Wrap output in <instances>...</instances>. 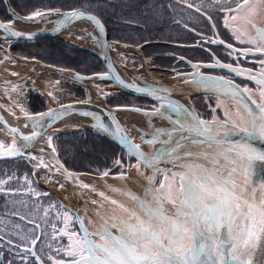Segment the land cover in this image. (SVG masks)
Returning <instances> with one entry per match:
<instances>
[{
	"label": "snow or ice",
	"instance_id": "obj_1",
	"mask_svg": "<svg viewBox=\"0 0 264 264\" xmlns=\"http://www.w3.org/2000/svg\"><path fill=\"white\" fill-rule=\"evenodd\" d=\"M0 2L7 3V0ZM214 2L219 4L221 0ZM243 2L248 3V0ZM188 7L192 5L189 4ZM196 11L201 10L197 8ZM48 14L63 17L56 21V31L79 19L91 22L98 33V35L90 34L91 39L102 50L108 47L104 39V24L95 15L80 10L61 13L58 8L49 9ZM11 15L15 20L35 21L38 18H45L46 13L38 10L25 17L18 16L15 12ZM204 15L207 16L206 13ZM207 19L215 32L216 25L212 23V17L207 16ZM227 27L225 22V28ZM252 27L254 36L242 38L243 34L236 36L233 33V38L241 44L247 43L255 47L238 50L232 44H226L223 39H219L218 34L215 39L210 37H202V39L208 44L225 46L226 49L231 50L229 55L238 51L244 57L254 56L257 53L264 56V27L255 25ZM0 30H3L5 39L26 35L22 31L14 30L11 22L8 24L0 22ZM27 38L31 39L32 34H27ZM212 55L214 63L189 61L194 71L188 74L177 73V76L197 89L211 90L214 95H223L229 99L238 106L237 120L226 118L221 121L214 116L213 121H205L194 107H187L172 99L173 92L179 89L164 86L160 82L152 84L125 82L111 61L107 64V71L100 74V79H114L123 88L146 95L156 102L151 110L140 107L124 109L142 113L149 118L151 131L141 134V143L132 141L125 128L112 115V109L107 110L111 127L96 112L80 113L82 116L91 117L94 128L118 141L127 150L129 157H134L137 161L135 165L129 163L128 169L135 167L137 174L143 179L142 194H137L127 187L117 188L106 185L110 191L123 195L130 202V206L106 195L94 185L83 182L64 168L59 161L55 169L49 164H44L42 157L39 163L34 165V167L47 168L49 172H59L66 181L80 189L95 193L100 198L90 200L92 205L97 206L96 208L90 207L87 201L79 210L55 201L43 208V218L53 230V239L56 235L68 239V246L63 248L64 255L71 257L67 264H254V257L258 253L264 254V197L256 203L254 196L245 195L248 187V171L255 170L257 160L264 161V150L257 149L250 143L257 139L264 142V59L259 60L262 71L257 77L252 69L221 63L214 54ZM2 62L3 60H0V63ZM202 67L228 69L237 76L247 73L248 79L260 90L261 101L257 103L253 100L247 95L252 89L241 88L233 79L204 75L200 71ZM12 74L17 75V73ZM75 79L81 80L83 77L77 74ZM12 87L15 90L16 86ZM48 94L53 95L51 92ZM21 111L24 112L26 119L31 121L32 131L30 134L20 133L17 137L15 134L19 133V129L11 127L10 131L14 134L12 142L6 145L0 141V157L9 155L23 158L24 150L31 148L38 138H43L44 132L41 129L51 128L54 122L70 114L72 106L64 108L63 111L49 109L47 113H39L35 117L29 115L23 108ZM212 111L215 113L216 110L212 109ZM152 117L166 119L172 127L154 128L151 124ZM0 123L7 125L2 115H0ZM24 127L27 128L28 123H25ZM147 136L151 138H146ZM53 139V136H47L49 147H52ZM142 144L149 150L144 151ZM52 151L55 152L54 147ZM29 158L37 159L31 154ZM229 163L233 165L231 168L227 167ZM114 164L121 165V161L117 159ZM141 165L149 170L147 174L141 170ZM161 165H171V167L166 168ZM161 173L164 174V178L157 184V176ZM109 174L110 170H107L99 175L106 177ZM237 174L244 177L242 181H237ZM118 178L126 181L129 179L128 172L121 171ZM20 179L15 174L0 179V192L14 196L23 193L36 198L50 195L38 191L33 186L34 181L27 175L22 178L23 184L20 187L10 186L13 180L20 183ZM52 179V176L46 177L48 181ZM176 180L179 182L178 186L174 185ZM56 183L60 188L64 187L59 181ZM261 186L264 187V181L261 182ZM80 196L83 198L82 193ZM104 202L115 206L110 213L100 211L104 208ZM11 203L15 205L17 202L11 201ZM20 203L23 207H28L26 200H21ZM117 209L123 215L117 214ZM83 213H91L95 217L94 231L88 227L93 221L89 219L86 224ZM12 214L19 213L14 211ZM19 218L22 221L28 219L23 215ZM55 221L63 224V228L59 231ZM33 222L28 219V223ZM70 225L73 228L78 225V229L70 230ZM12 227L21 229L20 224H14ZM35 228L39 229L40 225L36 224ZM8 235L9 237L16 235L20 241H26L31 245H35L40 239L39 236L32 238L30 233H25L22 229L19 232L10 230ZM0 241H3L0 243V249L7 247L9 252L15 253L21 264H29V255L35 257L37 264H44L41 257L32 247H28L27 243L21 245L11 238L5 241L3 235H0ZM3 257L4 252L0 251V264H3ZM47 258L53 261V264H66L65 260H57L52 255H48ZM8 264H12V261H8Z\"/></svg>",
	"mask_w": 264,
	"mask_h": 264
},
{
	"label": "trees",
	"instance_id": "obj_2",
	"mask_svg": "<svg viewBox=\"0 0 264 264\" xmlns=\"http://www.w3.org/2000/svg\"><path fill=\"white\" fill-rule=\"evenodd\" d=\"M202 1L204 0H188L187 2L184 0H8V3L21 17L31 15L38 10L47 12L49 9L57 8L60 11L77 9L90 11L104 24L111 42L139 48L142 56L151 61L150 66L155 74L164 73L170 77L186 72L189 61L203 64L215 62L212 54L221 63L235 66V62L228 58L230 50L222 45L208 44L202 37L215 39L218 34V38L223 39L226 44H232L237 49L244 48L237 44L222 26L223 14L216 17L212 14V10L203 6ZM206 1L214 2V0ZM189 4L195 10L200 8L203 15L206 13L207 16L212 17V23L216 25L215 32L207 16L202 17L192 12L185 6ZM0 20L3 22L10 20L2 2H0ZM0 45L7 47L12 56L79 74L85 78L103 74V69L95 57L87 52L71 49L58 40L41 39L14 43L0 41ZM181 57L184 59L182 60ZM240 61L237 57V63ZM241 62L242 66L250 67V64L243 60ZM214 71L224 76L228 75L219 70ZM65 88L67 93L74 94L80 100L83 99L82 92L78 88L67 86ZM105 102L109 107L148 109L151 105L145 100L120 93L106 98ZM24 106L29 114H36L47 109L43 98L32 92L26 94ZM52 147L55 148L54 153L64 168L73 173L98 175L107 170L114 172L118 170V165L116 166L114 162L117 159L123 162L122 153L117 147L89 133L57 135L52 141ZM30 172L29 166L23 159L0 162V179L13 174L21 178L20 183L15 180L11 182L12 188L20 187L25 175L32 179ZM33 186L40 192H46L35 182ZM21 200L28 202L27 208L21 205ZM11 201L17 203L13 205ZM53 201L57 202L51 195L36 198L23 193L20 196H14L0 192V221H2L0 229L3 230L0 231V235L4 236L5 241L11 238L16 243H19L17 236L9 237L8 235L10 230L19 232L22 229L23 232L30 233L32 238L39 236L40 239L33 245V250L41 257L44 264H50L45 258V253L59 260L63 259L62 251L66 248L63 238L50 237L52 228L43 218V208ZM31 208L36 209L33 212ZM14 211H18L19 214L13 215ZM20 215L34 222L28 223V219L22 221L19 218ZM55 222L61 227V222ZM14 224H20L21 229H14L12 227ZM36 224L40 225L39 229L35 228ZM74 230H76L75 226ZM27 246L30 247L31 244L28 243ZM0 251L4 252L3 264H8L10 260L12 264H21L15 253L9 252L7 247ZM29 264H36L30 256Z\"/></svg>",
	"mask_w": 264,
	"mask_h": 264
},
{
	"label": "water",
	"instance_id": "obj_3",
	"mask_svg": "<svg viewBox=\"0 0 264 264\" xmlns=\"http://www.w3.org/2000/svg\"><path fill=\"white\" fill-rule=\"evenodd\" d=\"M2 4H3L5 11L8 15V18L10 19L9 22L14 21L15 19L11 15V13L14 11L10 7L8 0H7V3L2 2ZM77 10L85 11V12H88V13L95 15L94 13L87 11V10H82V9H77ZM60 12L66 13V12H70V11H60ZM45 13H46L45 16L55 17L56 21L63 18L61 15L48 14V11ZM15 21H20V20H15ZM56 21H55V26L50 30H42V31L28 33V34H32L31 39L27 38V34L24 37H20V38L11 37V38L5 39L4 38L5 34H4L3 30H0V41H11L13 43L14 42H28V41L41 40V39H52V40L62 41L61 39L56 38V35L60 34L71 23L68 24L66 27L61 28L59 31H56V28H57ZM0 22H3V21L0 20ZM9 22H3V23L8 24ZM20 22L26 23V22H33V21H20ZM104 39L106 40L107 44L109 45L110 41H109L106 29H105ZM66 45L70 48H73L76 50H81V51L89 53L91 56L95 57L99 61V63L101 64V67L103 69V73H105L107 71V64L110 61L109 60V52H108L109 48L108 47L106 49L102 50L100 47L94 49V47L90 48L88 46H69L68 44H66ZM93 45H94V43H93ZM102 53H104V54H102ZM105 54H106V56H105ZM32 62H34V61H32ZM34 63H36L39 66L44 67L50 71H53L56 75H59L62 78L66 79L68 81H71V82H75V83L80 84L83 80H86V78L83 76H81V77H83V79L77 80V79H75L77 74L66 72V71L59 69V68H53V67L45 66V65H43L41 63H37V62H34ZM220 69L223 71L229 72L228 69H224V68H220ZM193 71L194 70L192 69L189 73H192ZM200 71L203 72L204 75H207V76H224L223 74H220V73H218V72H216L210 68H203L202 67L200 69ZM145 72H146L147 78L150 79L151 82L146 81V80H144L138 76H135V75L133 76V79L140 84H142L143 82H147L149 84H152V80H153L152 75L149 73V71L147 69L145 70ZM224 77H226V76H224ZM97 80L98 81H104L106 83L111 84V86L117 92L124 94L126 96L138 98V99H143V100L149 101L152 104L156 103L155 101L152 100V98H150L146 95L138 94V93L133 92L131 89L123 88L114 79H111V78L100 79L99 76H97ZM157 82H159V81H157ZM160 83L162 85L170 87V88L175 85L172 83V80H167L166 82H160ZM176 85H177L176 88H174V87H172V88L173 89H179V90L173 92L172 99L179 101L180 103H182L183 105H185L187 107H194L196 112L199 113L201 119H203L205 121H213L214 116L221 121L226 119V118H230L232 120L238 119L237 115H236V112L238 110V106L234 105L229 99H227L223 95H214L211 90L197 89V88L193 87L190 83H186L183 79L179 83H176ZM241 88H243V87H241ZM247 95L251 96V98L253 100H256L257 103H259L261 101V99L259 97L252 94L251 92L247 93ZM68 106H72L71 113H73V112L81 113L83 111L96 112L103 117L105 123L108 124L110 127L112 125H111V121L108 117L107 110L117 109V108L102 107V106H99V105L91 103V102L84 103L83 101H74V102L64 103V104H61V105H58L55 107H50V108H48L42 112H39V113H47L49 111V109H60L61 111H63L64 108H67ZM120 109L124 110L125 108H120ZM212 109L216 110L215 113H213ZM132 112L127 111L118 121L125 128L127 135H129V137L132 139V141L134 143H141V140H140L141 134L142 133L147 134L151 131V129L149 128V118L146 117L145 115H143L142 113H137V112L132 113ZM39 113L29 114V115L35 117ZM21 117L23 118L24 123H28V131L25 134H30L32 131L31 121H28L24 115H21ZM86 118H88L90 120V122L92 124H94V121L91 117H86ZM151 124L153 125L154 128L170 129L172 127V125L170 124V122L168 120L161 119V118H159V119L151 118ZM0 126H2V128L8 132L9 137H10V142L8 144H10L12 142V139L14 136V134L11 133V131H10V128L12 126L5 125L3 123H0ZM46 129H48V128L41 129V131L44 132ZM81 132H85V133H89L91 135L97 136V137L107 141L108 143L116 146L119 150H121L124 171L128 172L129 179H127L125 181V180H121V179L117 178L115 181H113L109 185H111L112 187H117V188L127 187L128 189H130L131 191H133L137 194H142L141 185L144 184L143 179L137 174L135 167L131 168L130 170L128 169L129 163L135 165L137 163V161L135 160L134 157H129V155L127 154V150L124 148V146L119 144L118 141L113 140L110 135L105 134L103 131L98 130L94 127H92V129L90 131H76V132H71V133H66V134H74V133H81ZM19 134H20V132L16 133L15 135L18 137ZM57 135H59V134H57ZM146 138H151V137L147 136ZM162 138L166 139V137H162ZM234 139H238V137H234ZM250 143L255 148L260 149V150H264V142L260 141L259 139L250 141ZM156 147H159V145H156ZM142 148L144 151L149 150L148 147L146 145H143V144H142ZM24 151H25V156L33 153L32 148H27ZM53 156H54V159L56 160V163H57V161H59V160L56 158V156L54 154H53ZM24 157L21 158V157H16V156L4 155L3 157H0V162L12 161V160H17V159H24ZM255 163H256L255 170L254 171L249 170L247 173L248 187H247V191H246L245 195L254 196L256 203H259L261 197H264V187L261 186V182L264 181V161L257 160ZM161 166L166 167V168L171 167V165H161ZM232 166L233 165H231L230 163L227 165L228 168H231ZM141 170L144 171L146 174L149 172V170L144 168L143 165H141ZM163 178H164L163 173L158 175L157 176V184L159 183L160 180H163ZM243 178L244 177L242 175L237 174V181L238 182L242 181ZM85 183L94 185V187L96 189H98L100 191H104L106 193V195L116 199L117 201H120L121 203H124L126 206H130V202L123 195H121L118 192L110 191L108 187H106L102 183L96 181L95 179H93L87 175L85 177ZM178 183H179L178 180L174 181L175 186H178ZM91 199H100V198L95 193H91L88 190H83L82 206L87 201L90 207L96 208L97 207L96 205L91 204V202H90ZM114 207L115 206L110 205L108 202H104V208L100 209V211L110 213L112 211V208H114ZM117 214L123 215V213L120 212L119 209H117ZM83 215L85 216V223L86 224L88 223L89 219H91L93 221V223L88 224V227L90 228V230L94 231L96 228L95 217H93L91 213H83ZM77 229H78V225H77ZM0 242L3 243V241H0ZM30 257L37 264L35 257H32L31 255H30ZM262 264H264V258H263Z\"/></svg>",
	"mask_w": 264,
	"mask_h": 264
},
{
	"label": "bare ground",
	"instance_id": "obj_4",
	"mask_svg": "<svg viewBox=\"0 0 264 264\" xmlns=\"http://www.w3.org/2000/svg\"><path fill=\"white\" fill-rule=\"evenodd\" d=\"M55 21H56L55 17L45 16V18L43 19L38 18L33 22H26V23L14 20L11 21V26L14 30L22 31L25 34H28L42 30H50L55 26ZM90 34L98 35L91 22L85 19H79L72 22L65 30H63L60 34L56 35V38L61 39L63 42H65L70 46H89L88 40L91 39ZM92 42L94 43V49L100 47L93 40ZM126 52L133 53L139 57V53L137 51H134L131 48L120 46L118 44H114L109 47V60L111 61L115 70L118 72L121 78L124 79L125 82L132 83L134 82L133 76L137 72L135 70L122 67L117 62V56L120 53H126ZM10 58L12 59L13 62L12 65L10 66L0 63V105L3 106L0 107V115L4 117L5 121H7V125L18 128L20 133L25 134L28 131V127L27 128L24 127L25 123L23 122V118L21 117V115L18 113L17 108L11 102H8L3 97L2 87H7L11 84H15V85L32 84L34 87L43 90L44 87L41 84V82L49 81L51 78L55 77V73L44 67L39 66L34 62L19 60L18 58L13 56H11ZM10 70H13V72L17 73V75H13L12 73H10ZM152 78H153L152 83L157 81L162 82L157 77L152 76ZM82 83L87 86L91 96L95 98L98 97L99 90L94 84H92V81L87 79V80H83ZM135 83L140 84L137 81H135ZM172 87L176 88L177 87L176 83ZM96 100L97 101L94 102V104L105 107L103 105L102 100H100L99 98ZM124 108H128V107H124ZM127 111L129 110L113 109L112 115H114L116 119L119 120ZM12 113H15V115H12ZM152 118L159 119L158 117H152ZM92 127L93 124L90 122L88 118L80 115V113L77 112L70 113L64 116L62 119L54 122L51 128H48L44 131L43 138H38L33 143L31 147L33 153L31 155L37 157V159L34 160L30 159L29 155L25 156V159H27L31 165L34 164L36 165L39 163V160L42 157L44 164H49L53 167V169H55V167H57V163L51 152V148L48 146L47 136L66 134L76 131H90ZM7 134L4 132L2 126H0V141L4 142L6 145L10 142V137ZM38 168L48 170L47 168L44 167H38ZM51 174L55 176L56 180L59 181V183L64 184L63 187L64 189L66 188L70 192V197L69 198L67 197L65 199L62 198L59 194L57 195V193H55L59 197L60 201L71 209L79 210L82 207L83 198H81L80 194L81 193L83 194V189H80L79 187L73 185L69 181H66L60 175L59 172H56L55 174V171H53L51 172ZM76 176H78L80 180L85 182L86 175L76 174ZM50 184L52 183L50 182ZM263 258H264V254L258 253L254 257V264H262Z\"/></svg>",
	"mask_w": 264,
	"mask_h": 264
},
{
	"label": "rangeland",
	"instance_id": "obj_5",
	"mask_svg": "<svg viewBox=\"0 0 264 264\" xmlns=\"http://www.w3.org/2000/svg\"><path fill=\"white\" fill-rule=\"evenodd\" d=\"M184 1L187 2L188 0H184ZM181 4H183V3H181ZM239 5H240L239 7L236 6L235 8H233L234 11L232 12L231 17H227V21L224 20V27H225V22H227V25H228L227 28L232 33V35H233V33H235L236 36H242V34H243L242 38H246L247 36H254L255 32H254V29L252 27L253 25H255L256 27H264V0H248V3L242 2ZM233 16L235 17L234 19H233ZM236 42H238V41L236 40ZM88 45L90 47H94L91 39L88 40ZM118 45L124 46L121 44H118ZM245 45H247L248 47H255V45H251V44H247V43ZM134 51H137V50L134 48ZM139 53H141L140 50H139ZM9 55L12 56L11 53L8 51L7 47L0 45V60H3L2 63L6 64L8 66L12 65V63H13L12 59L10 58ZM139 55L142 56V53ZM5 56H7L8 58L5 59L4 58ZM13 57H15V56H13ZM16 58H18V57H16ZM228 58L232 59L235 62L236 67L245 68L241 64L242 63L241 62L242 57H240L241 61L238 63H237V57L233 53L231 55L228 54ZM18 59L23 60V61H28V60H25L23 58H18ZM117 62L122 67L135 70L137 72L135 74L136 76H138L142 79H145L146 81H149V82H151V80L146 77V72L144 69H147L151 75H153L154 77H157L159 79H163V78L168 77V76L164 75V73L163 74H161V73L155 74L154 71H152V67L147 65L143 56H142V58H138V56H136L133 53H129V52L128 53L127 52L126 53H120L117 56ZM191 70H192V67L190 66L189 71H191ZM10 73H14L13 70H10ZM234 75L237 78H248V76L245 74L237 76L235 73H233V76ZM181 80L182 79H179L178 81H181ZM57 81H59V83H56ZM74 83L55 74V77L51 78L49 81H42L41 82V84L44 87L43 90L39 89L37 87H34L32 84H23V85L11 84L7 87H2V95L8 102H11L17 108L18 113L20 115H22V114L24 115V112L21 111V108H23V110L27 112V110L24 106V99H25V96L28 92H32V93H36V94L40 95L43 98V101L47 107H54V106H57L58 104L66 103V102H70V101H83V102L88 101V102L94 103L97 101L96 99H98V98L100 100H102L103 105L106 106V102H105L106 98L117 94L111 88V85H107L106 83H100V82L95 80L94 85L99 90L98 97L95 98V97L91 96L89 89L87 88L86 85H84L83 83L82 84L81 83L80 84L75 83L76 84L75 85ZM13 85L16 86L15 90L12 87ZM65 86H67L69 88H78L79 90H81L82 95H83V99L80 100L74 94L67 93ZM255 90H257V92H260L258 87H257V89L255 88ZM49 92H51L53 95L50 96L48 94ZM257 92L251 91V93L256 95V96H257ZM100 93H107L108 95L105 96V95H101ZM4 132L6 134L8 133L5 130H4ZM7 135L9 136V134H7ZM53 137H55V136H53ZM51 152H52V154H54L52 149H51ZM25 161H26V164L28 166H30L29 168L31 170V172H30L31 177H32L33 173H35L34 178H36L38 180V182H40V184L42 185V189H44L43 187L48 188V190H45V189L44 190L49 194L51 193L53 196H55L56 195L55 193L58 192L59 195L64 199L67 197L68 198L70 197L69 190H67L66 188L65 189L60 188L58 186V184L56 183L57 180H56L55 176L53 174H51V172H49V170L34 167L35 164L31 165L27 159H25ZM121 171H124L123 162H121V165H118L117 171L110 172V174L106 177H101L99 174L98 175H88V176L95 179L96 181L98 180V182H100L106 186V185H109L110 183H112L113 181H115L119 177V173ZM103 172H101V173H103ZM55 174H56V172H55ZM74 174L79 175V173H74ZM47 176H52L53 179L51 181H48V180H46ZM33 181H34V179H33ZM38 182H36V183H38ZM50 182L52 184H50ZM45 203H44V206H45ZM31 209L34 212L36 208H31ZM58 228L59 229L63 228V224L61 223V227L57 226V229ZM59 229L57 231H59ZM70 230H74L73 226H71V225H70ZM51 231L52 232L50 233V237L52 236V239H53V230H51ZM16 232H18V231H16ZM56 237L59 239L63 238L64 241L66 242V247L68 246L67 237H63L60 235H56ZM16 239L22 245L25 243H27V245H28V242L20 241L18 239V237ZM62 253H63V260H65V262L67 264V262L71 259V257L65 256L63 251H62ZM44 255H45V258L48 259L47 257L49 254L45 253ZM49 262H50V264H53V261L49 260Z\"/></svg>",
	"mask_w": 264,
	"mask_h": 264
},
{
	"label": "flooded vegetation",
	"instance_id": "obj_6",
	"mask_svg": "<svg viewBox=\"0 0 264 264\" xmlns=\"http://www.w3.org/2000/svg\"><path fill=\"white\" fill-rule=\"evenodd\" d=\"M202 4H203V6L206 9L212 10V14L215 15L216 17H218L219 14L224 12V10L223 11L221 10V9L225 8L224 3H222L220 5V4H216L213 1L212 2H208V1L204 0V1H202ZM226 16L227 17H231L226 12V15L224 16V20H225ZM243 58H247V57H242V59ZM261 59H264V56H261L259 53H257L256 55L252 56V58L250 60H248V62L250 64V67L249 68L247 67V68H244V69H252L253 73L257 74V77H258L259 73L262 71V69L260 67V64H259V60H261ZM228 74L229 75L226 76V77L229 78V79H233L235 81V83L239 84L241 87H243V88L247 87L249 89H252V91H256L257 92V90L254 89V88L257 89V87H256V84L253 81L249 80L248 78H237V77H235V75L233 76V74H231V73H228ZM245 75L248 76L247 73H245ZM257 97H259L261 99L260 92H257Z\"/></svg>",
	"mask_w": 264,
	"mask_h": 264
}]
</instances>
